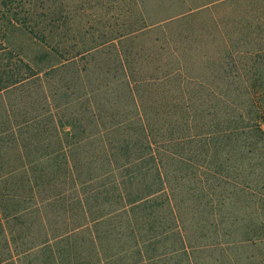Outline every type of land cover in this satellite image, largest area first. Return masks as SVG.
<instances>
[{"label":"trees","instance_id":"1","mask_svg":"<svg viewBox=\"0 0 264 264\" xmlns=\"http://www.w3.org/2000/svg\"><path fill=\"white\" fill-rule=\"evenodd\" d=\"M14 26L54 57L45 71L4 45ZM151 27L136 0H0V264H250L254 255L239 250L264 249V49L237 69L254 83L243 84L247 108L236 112L228 96L203 100L211 85L198 71L161 68L163 53L139 78L127 68L123 42ZM103 53L116 60L106 75L119 72L128 115L104 111L97 97L109 84L92 86L79 64ZM230 64L206 60L202 70L228 81ZM171 81L176 97L160 100L156 89L153 101L182 107L180 120L150 116L141 87ZM191 179L200 210L214 192L256 210V225L192 228L178 198Z\"/></svg>","mask_w":264,"mask_h":264},{"label":"rangeland","instance_id":"2","mask_svg":"<svg viewBox=\"0 0 264 264\" xmlns=\"http://www.w3.org/2000/svg\"><path fill=\"white\" fill-rule=\"evenodd\" d=\"M136 2L147 25L152 27L140 38L131 42L128 40L123 42V50L127 55V68L128 64L129 67L135 68L136 76L139 78V76L147 74H142V72H149L155 66L154 57L156 53H163L160 61L161 68L165 66L171 68L180 63L187 66L188 72L198 71L204 78L207 77L206 83L211 85V89L208 93L204 92L203 100H214L217 96H228L230 100L239 105L234 109L236 112L245 111L248 96L242 86L244 83H254V81L250 79V75L249 77H240L237 69L246 70L252 64L250 59L246 57L248 51L264 49V0H136ZM175 19L180 21L167 26L164 30L158 27L160 23L164 24L166 21ZM4 45L34 70L45 71L55 61L42 43L19 26L8 29ZM134 52L136 53L134 54ZM234 52H237L238 55H235ZM181 53L191 54L188 57L185 55L182 59L183 54ZM170 54L173 55V58ZM221 58L222 61L225 62L226 60L231 63L228 81L221 79V76L218 77L216 73L209 71L206 73L202 70L206 60L219 64ZM79 64L87 68L88 79L92 86L109 84V88L106 89L109 95L106 93V97L105 95L97 97L102 108L105 106L104 111L118 116L128 115V101H124L125 90L118 86V82L112 80V76H119V72L113 70L110 71L111 77L106 75L107 69L117 68L113 53L98 54L92 59L79 62ZM215 66L218 67V65ZM259 66L264 70V61ZM169 83L163 87L160 85L159 88L157 86L141 87V98L145 108L148 107L147 112L150 116L164 113L173 115L177 120H180L178 118L182 113V107L177 105L174 109L170 106L166 107L161 102L153 101L156 89L160 91L156 94L160 100L176 97L175 86L179 84V81ZM106 102L110 103L107 104ZM192 105H196V112L200 113L205 110V106L197 109V104ZM156 106H163L164 109L158 111L154 109L157 108ZM201 144L202 142L194 143L190 146V148L192 147L190 151L198 153L202 149L203 145L201 146ZM196 182L197 180L191 179L188 183L180 184L181 190L178 196L182 201L183 218L191 221L190 226L192 228L202 224L209 228L220 225L221 228L240 230L243 226L252 228L256 225V210L241 208L239 200L231 206L227 198L221 197L219 199L217 195L213 196L214 192L211 203L205 205L204 210H200L201 207L198 206L197 191L195 190ZM187 184L195 190V192L192 190V199L186 195ZM220 200L223 201V206L219 205L222 203ZM199 212L201 215L203 213L202 218L199 216ZM211 214H216L218 220H215ZM239 252H242L244 256L254 255L252 263L249 262L250 264H259L258 262L264 258L262 255L264 249L255 250V247H251L239 250ZM239 252L235 250L234 254L238 255ZM210 261L211 259L208 260V262Z\"/></svg>","mask_w":264,"mask_h":264}]
</instances>
